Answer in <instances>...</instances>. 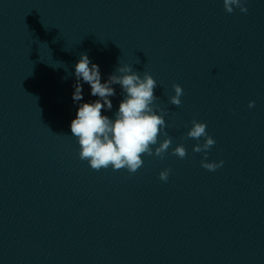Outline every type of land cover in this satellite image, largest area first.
Wrapping results in <instances>:
<instances>
[{
	"label": "water",
	"instance_id": "obj_1",
	"mask_svg": "<svg viewBox=\"0 0 264 264\" xmlns=\"http://www.w3.org/2000/svg\"><path fill=\"white\" fill-rule=\"evenodd\" d=\"M246 7L0 0V264H264V0ZM85 52L102 83L119 62L154 77L185 158L145 155L134 174L80 159L70 124L98 99L81 80L73 101ZM177 83L179 106L169 103ZM112 87L102 112L114 119L124 94ZM193 119L216 141L215 171L186 137Z\"/></svg>",
	"mask_w": 264,
	"mask_h": 264
},
{
	"label": "clouds",
	"instance_id": "obj_2",
	"mask_svg": "<svg viewBox=\"0 0 264 264\" xmlns=\"http://www.w3.org/2000/svg\"><path fill=\"white\" fill-rule=\"evenodd\" d=\"M246 3L247 0H223L227 13H232L234 7L247 13ZM68 75L71 73L68 72ZM75 77L74 102L83 99L81 80L90 85L91 95L98 97L95 101L81 103L76 117L70 124L72 136L78 140L80 146L81 160L87 161L96 171L111 167L114 171L126 169L130 174H134L143 166L145 155L154 154L163 158L171 148L172 138L165 130L164 114L167 110L156 103L160 99L154 91L158 86L157 81L149 72L144 71L141 76L132 65H121L119 62L115 71L102 83L99 66L92 63L85 52L80 54L75 64ZM67 78L66 75L64 79ZM114 84L121 86L124 98L113 119L104 115L102 109L111 110L113 107L110 97L116 95L112 87ZM173 88L175 94L169 97V103L179 106L182 103L183 88L178 83L173 84ZM254 104V101H249V108ZM161 134L164 136L162 141L159 139ZM186 137L197 141L193 145V151L203 152L205 159L200 162L203 168L215 171L223 166L222 159L219 161L207 159L208 151L216 141L208 134L206 122L193 119ZM171 152L181 159L187 155L183 144H177L171 148ZM170 171L169 168L161 170L160 180L167 182Z\"/></svg>",
	"mask_w": 264,
	"mask_h": 264
}]
</instances>
